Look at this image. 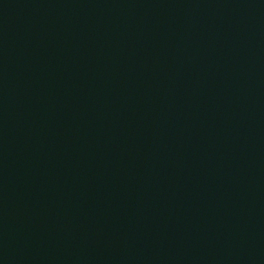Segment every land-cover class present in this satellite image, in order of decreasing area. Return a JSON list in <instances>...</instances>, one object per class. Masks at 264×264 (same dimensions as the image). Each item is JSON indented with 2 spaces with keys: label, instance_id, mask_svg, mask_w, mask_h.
<instances>
[{
  "label": "water",
  "instance_id": "1",
  "mask_svg": "<svg viewBox=\"0 0 264 264\" xmlns=\"http://www.w3.org/2000/svg\"><path fill=\"white\" fill-rule=\"evenodd\" d=\"M0 264H264V0H0Z\"/></svg>",
  "mask_w": 264,
  "mask_h": 264
}]
</instances>
